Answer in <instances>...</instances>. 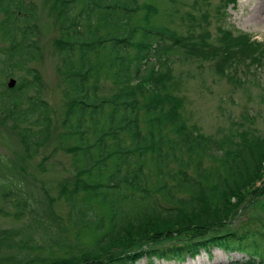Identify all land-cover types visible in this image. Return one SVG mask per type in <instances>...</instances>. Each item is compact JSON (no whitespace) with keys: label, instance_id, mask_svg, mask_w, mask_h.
I'll return each instance as SVG.
<instances>
[{"label":"trees","instance_id":"obj_1","mask_svg":"<svg viewBox=\"0 0 264 264\" xmlns=\"http://www.w3.org/2000/svg\"><path fill=\"white\" fill-rule=\"evenodd\" d=\"M235 1L218 0L214 11L226 16V6ZM139 8L138 0H59V71L69 101L59 137L77 142L68 150L77 175L84 176L79 178L85 192L78 200L70 199L69 222L79 228V235L89 238L80 242V256L57 259L27 250L19 258L2 251L3 243L11 247L7 242L12 232L0 230V264H91L112 241L127 236L130 228L153 220L179 227L152 232L154 236L140 238L139 246L127 251L122 247L124 252L104 264H132L142 257L149 264L156 259L193 258L214 245L245 253L246 258L234 264H263L264 231L230 228L229 222L242 199L238 192L255 181L263 167L264 130L261 134L246 129L213 137L188 124L180 112L182 99L173 93L171 57L180 49L187 55L216 57L217 73L224 76L225 69L240 63L263 64L264 48L249 36L228 31L218 41L223 44L219 49L204 39L199 46L195 38L204 33L196 32L194 24L189 25L188 36L165 26H130L125 18ZM35 11L31 0H0V13L4 14L1 38L9 42L2 48L10 59L8 69L41 54ZM151 12L156 11L150 5L146 19ZM137 30L140 36L134 37ZM25 71L30 80L22 79L0 92V112L15 124L33 118L48 130L50 112L41 96V75L32 66H26ZM108 75L117 90L105 97L99 92L100 79ZM31 87L35 96L27 95ZM23 100H27L24 106ZM47 135L44 138L41 133L31 140L26 128H21L29 153L36 151ZM203 157L217 164L205 167ZM14 196L11 215L19 219L27 204L18 193ZM232 196L237 203L229 202ZM218 231L221 234L215 237ZM47 240L50 247L68 245L65 235L55 234ZM23 246L25 251L29 249L26 243Z\"/></svg>","mask_w":264,"mask_h":264},{"label":"rangeland","instance_id":"obj_2","mask_svg":"<svg viewBox=\"0 0 264 264\" xmlns=\"http://www.w3.org/2000/svg\"><path fill=\"white\" fill-rule=\"evenodd\" d=\"M217 1L207 0L206 3V0H138V11L125 19L130 26H165L184 36H188L186 33L189 25L194 24L196 32L202 30L204 33V36L199 33L201 37L195 38L199 46H203L204 39L208 45L217 46L219 49L223 44L218 41L221 40L223 32L228 31L233 35L249 36L250 39L259 41L264 48V0L230 2L226 6V16L214 11ZM31 2L37 11L41 54L36 60L8 69L10 59L3 53L2 48L8 47L9 42L3 41L0 33V92L8 88L6 83L9 78H14L16 83L22 79L30 80L25 67H35L43 82L41 96L49 105L50 127L45 130L44 125L35 122L33 118L15 124L11 118L0 112V116H3V119L0 117V230L12 232V239L7 242L11 247H6L3 243L1 249L19 258L25 256L27 250L31 253L53 255L57 259L80 256V242L88 241L89 237L79 235V228L70 224L69 201L71 198L78 200L85 194L82 189L84 176L77 175L68 150L77 142L74 139L61 140L59 137V133L63 131L62 122L69 102L64 96L65 81L59 71L62 62V54L57 46L59 0ZM150 5L156 12H151L146 19L145 12ZM221 10L222 8L219 9ZM2 18L4 14L0 13V21ZM23 24L21 21L20 26ZM139 36L140 30H137L134 37ZM189 40L192 42L193 39ZM171 58L174 59L171 66L175 85L173 93L182 99L180 112L188 124H195L200 132L213 137L225 133L232 135L246 129L260 134L263 132L264 59L261 65L240 63L235 68L225 69V75L221 76L217 73L216 57L187 55L180 49ZM15 60L16 57L12 58L13 62ZM221 60L223 61L222 58ZM100 87L99 92L105 97L117 90L110 75L100 79ZM27 95L35 96L32 87ZM26 104L27 100H23L22 106ZM243 116L248 119L245 120ZM22 127L26 128L31 140L40 137L41 133H44V138L48 134L46 141L38 145L33 153L25 149L21 137ZM216 164L209 157H203V166L212 167ZM262 165L259 177L255 181L251 180L238 192L237 197L242 195V199L236 214L229 222L230 228L257 227L264 231V161ZM172 166L177 168L176 164ZM17 193L27 204L25 215L19 219L11 215L15 211L12 199ZM234 199L233 196L229 197V202H235ZM234 207L235 205H231V208ZM175 227L179 225L160 224L153 220L142 227L130 228L127 236L112 241L110 249L101 253L100 259H94L91 264H104L109 258L116 259L119 253L135 245L139 246L141 239L154 236L151 235L152 232ZM55 234L65 235L68 245L51 244L50 247L47 238ZM220 234L221 231H218L214 235L217 237ZM134 242L137 244H133ZM25 243L29 248L26 251L22 249ZM122 247L125 248L124 251ZM243 258H246L243 252H228L223 247L214 245L210 251L201 250L193 258L156 259L152 264H234L241 262ZM132 264L149 263L147 258L142 257L135 259Z\"/></svg>","mask_w":264,"mask_h":264},{"label":"water","instance_id":"obj_3","mask_svg":"<svg viewBox=\"0 0 264 264\" xmlns=\"http://www.w3.org/2000/svg\"><path fill=\"white\" fill-rule=\"evenodd\" d=\"M16 83V80L14 78H9L8 81H7V87L8 88H12Z\"/></svg>","mask_w":264,"mask_h":264}]
</instances>
